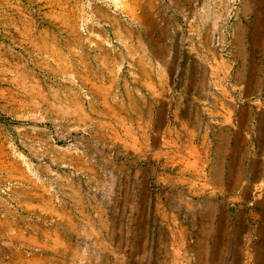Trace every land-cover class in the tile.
I'll use <instances>...</instances> for the list:
<instances>
[{"label":"rangeland","instance_id":"1","mask_svg":"<svg viewBox=\"0 0 264 264\" xmlns=\"http://www.w3.org/2000/svg\"><path fill=\"white\" fill-rule=\"evenodd\" d=\"M0 264H264V0H0Z\"/></svg>","mask_w":264,"mask_h":264},{"label":"crops","instance_id":"2","mask_svg":"<svg viewBox=\"0 0 264 264\" xmlns=\"http://www.w3.org/2000/svg\"><path fill=\"white\" fill-rule=\"evenodd\" d=\"M240 114L245 115L246 112L244 114H243V112H241ZM251 117H252L251 118V122H252L251 125H252L254 131L257 133V137H258V111H254L253 115ZM240 125H241V121H240V124L238 123L235 127L233 126L232 127L233 132H235V133L237 132V134H239L240 131H243L244 128H241ZM229 129H231V128H229ZM254 140L256 142H258V139H254ZM256 142H254V143H256ZM247 185H248V182L247 181L245 182V178L239 177V180H238L237 185H236V189L234 190L235 196L245 197L246 195H248V193L250 192L249 191L250 189H246ZM247 188H250V186H248ZM220 190H222V191L224 190L225 191L224 193L229 194L228 189H226V190L220 189Z\"/></svg>","mask_w":264,"mask_h":264},{"label":"bare ground","instance_id":"3","mask_svg":"<svg viewBox=\"0 0 264 264\" xmlns=\"http://www.w3.org/2000/svg\"><path fill=\"white\" fill-rule=\"evenodd\" d=\"M125 5V4H124ZM125 8H127V7H125ZM129 11H130V9L129 8H127ZM134 9V8H133ZM129 13V12H128ZM132 13H133V11H132ZM140 17V16H139ZM142 17V16H141ZM137 18V17H136ZM140 20V19H139Z\"/></svg>","mask_w":264,"mask_h":264}]
</instances>
